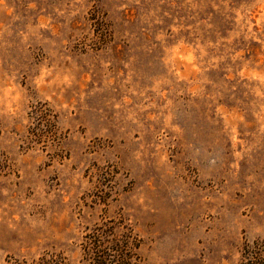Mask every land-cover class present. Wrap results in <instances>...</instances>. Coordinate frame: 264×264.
I'll use <instances>...</instances> for the list:
<instances>
[{
    "label": "rangeland",
    "instance_id": "rangeland-1",
    "mask_svg": "<svg viewBox=\"0 0 264 264\" xmlns=\"http://www.w3.org/2000/svg\"><path fill=\"white\" fill-rule=\"evenodd\" d=\"M108 220L141 264L264 245V0H0V264Z\"/></svg>",
    "mask_w": 264,
    "mask_h": 264
},
{
    "label": "trees",
    "instance_id": "trees-1",
    "mask_svg": "<svg viewBox=\"0 0 264 264\" xmlns=\"http://www.w3.org/2000/svg\"><path fill=\"white\" fill-rule=\"evenodd\" d=\"M49 116L46 117V122L53 128L54 124ZM115 226L112 220H108L85 233L81 242L82 260L85 264H141L140 257L135 252L139 247V239L128 228L117 234ZM242 257L241 264H264V245L258 242L246 244ZM63 260L59 255L46 252L37 259L23 261L22 264H64Z\"/></svg>",
    "mask_w": 264,
    "mask_h": 264
}]
</instances>
